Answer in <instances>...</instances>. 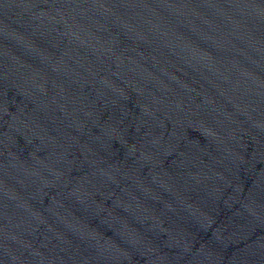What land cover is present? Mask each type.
Returning a JSON list of instances; mask_svg holds the SVG:
<instances>
[{"label": "water", "instance_id": "95a60500", "mask_svg": "<svg viewBox=\"0 0 264 264\" xmlns=\"http://www.w3.org/2000/svg\"><path fill=\"white\" fill-rule=\"evenodd\" d=\"M0 264H264V0H0Z\"/></svg>", "mask_w": 264, "mask_h": 264}]
</instances>
